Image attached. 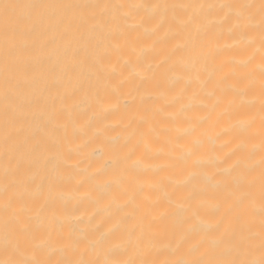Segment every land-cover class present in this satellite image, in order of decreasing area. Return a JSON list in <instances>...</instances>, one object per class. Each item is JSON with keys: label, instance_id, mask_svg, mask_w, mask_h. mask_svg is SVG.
I'll list each match as a JSON object with an SVG mask.
<instances>
[{"label": "bare ground", "instance_id": "bare-ground-1", "mask_svg": "<svg viewBox=\"0 0 264 264\" xmlns=\"http://www.w3.org/2000/svg\"><path fill=\"white\" fill-rule=\"evenodd\" d=\"M259 3L0 0V264L260 258Z\"/></svg>", "mask_w": 264, "mask_h": 264}, {"label": "snow or ice", "instance_id": "snow-or-ice-1", "mask_svg": "<svg viewBox=\"0 0 264 264\" xmlns=\"http://www.w3.org/2000/svg\"><path fill=\"white\" fill-rule=\"evenodd\" d=\"M20 5H13V4H5L4 8L7 10L8 8L12 7H19ZM29 9L32 10H39L43 7H46L44 4L40 3H32L26 5ZM225 7L228 8H236L239 10H243L245 8H251L254 7V5H243V4H229L225 5ZM259 11L261 16V42H262V48H264V0H260L259 3ZM241 12H238L237 14V20L239 22ZM12 21H6L7 24H11ZM24 21L22 19H17L15 21L16 28L14 30H19V26L23 24ZM35 27V25H33ZM261 89H262V95H264V72H262V83H261ZM262 111H264V102H262ZM262 127H264V118H262ZM262 151H264V140H262L261 144ZM261 165L264 166V155L261 157ZM261 209H260V215H261V226H260V258L258 260L252 259V260H242V259H232V260H194L191 262H183V261H177L174 262V264H264V185H262V193H261ZM242 220H243V214H238L235 217L234 223L231 226L233 231V239L235 236V231L237 228H242ZM230 243L232 240L229 241ZM3 264H43L41 261H6L3 262ZM58 264H71V262H58ZM79 264H92V262H85L81 261ZM104 264H111V262H104ZM129 264H134V262H129Z\"/></svg>", "mask_w": 264, "mask_h": 264}]
</instances>
